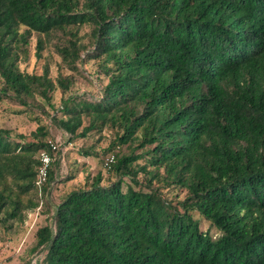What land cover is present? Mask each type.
Returning <instances> with one entry per match:
<instances>
[{
    "label": "trees",
    "instance_id": "16d2710c",
    "mask_svg": "<svg viewBox=\"0 0 264 264\" xmlns=\"http://www.w3.org/2000/svg\"><path fill=\"white\" fill-rule=\"evenodd\" d=\"M33 35L72 73L23 69ZM90 60L101 96H66ZM37 97L70 141L110 129L115 159L37 229L36 264H264V0H0V105ZM31 135L0 124V232L56 178L38 186L53 151L46 124Z\"/></svg>",
    "mask_w": 264,
    "mask_h": 264
},
{
    "label": "rangeland",
    "instance_id": "374dc122",
    "mask_svg": "<svg viewBox=\"0 0 264 264\" xmlns=\"http://www.w3.org/2000/svg\"><path fill=\"white\" fill-rule=\"evenodd\" d=\"M87 30L84 28L82 33ZM36 42L37 36L33 35L28 44L24 46L25 50L29 52V56L21 59L20 65L23 69L42 73L48 63L50 75L54 79L60 73L64 75L72 73L63 64L54 43H48L42 51L43 56L39 58L36 55ZM97 70V63L94 60L81 63L80 71L73 73L75 83L66 96L76 94L87 98H99L106 80L103 82L97 77ZM62 97L61 90H56L52 100L56 106L61 104ZM55 114L57 111L41 97H37L26 107L18 104L7 105V103L0 105V124L12 130L14 138H17L19 134L30 138L32 132L39 125L46 124L49 131L48 142L51 141L57 145V149L52 153V166L55 167L56 178L45 193L42 204L29 213L26 222L20 228L10 233L0 232V264H36V261L45 254L40 250H33L36 243V231L46 223H53L56 204L63 199L67 192L86 181L87 176L93 177L101 172L105 181L111 178L106 161L108 156L115 152H105L111 139V130L104 129L102 132L90 133L86 138H76L70 141V134L52 119ZM82 149H92L99 152V155H84ZM120 150L124 153L128 152L127 145ZM56 158L59 160L58 163H56ZM69 174H74V177L66 180L65 178ZM203 226L207 227L208 224L204 222Z\"/></svg>",
    "mask_w": 264,
    "mask_h": 264
},
{
    "label": "built area",
    "instance_id": "2783aa9c",
    "mask_svg": "<svg viewBox=\"0 0 264 264\" xmlns=\"http://www.w3.org/2000/svg\"><path fill=\"white\" fill-rule=\"evenodd\" d=\"M49 143H50V147L52 148V151H55L57 149V145L51 141ZM114 159H115V154L111 153L107 158L106 164L110 167ZM52 160H53L52 154H50L47 151L41 152L42 163L39 168L38 179H37V184L39 187L47 180L49 167L52 163Z\"/></svg>",
    "mask_w": 264,
    "mask_h": 264
}]
</instances>
